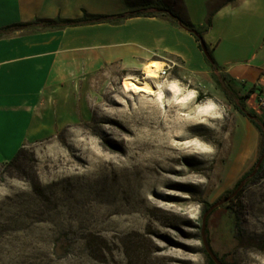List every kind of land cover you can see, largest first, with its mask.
Segmentation results:
<instances>
[{
	"label": "rangeland",
	"instance_id": "1",
	"mask_svg": "<svg viewBox=\"0 0 264 264\" xmlns=\"http://www.w3.org/2000/svg\"><path fill=\"white\" fill-rule=\"evenodd\" d=\"M130 75L144 79L120 69L79 79L84 114L0 162V264H207L202 214L253 170L264 138L211 75L175 66L151 79L160 99L126 92ZM227 84L264 122L261 90L246 97L252 84ZM207 232L225 264H264V159Z\"/></svg>",
	"mask_w": 264,
	"mask_h": 264
},
{
	"label": "crops",
	"instance_id": "2",
	"mask_svg": "<svg viewBox=\"0 0 264 264\" xmlns=\"http://www.w3.org/2000/svg\"><path fill=\"white\" fill-rule=\"evenodd\" d=\"M145 0H0V162L18 148L76 122L84 105L79 79L104 69L141 70L151 59L178 62L190 76L214 71L198 41L167 16L41 27L120 14ZM201 31L221 75L264 94V0H162ZM209 20V24L207 21Z\"/></svg>",
	"mask_w": 264,
	"mask_h": 264
},
{
	"label": "trees",
	"instance_id": "3",
	"mask_svg": "<svg viewBox=\"0 0 264 264\" xmlns=\"http://www.w3.org/2000/svg\"><path fill=\"white\" fill-rule=\"evenodd\" d=\"M157 15H163V16L169 17L170 19L174 20L180 27H182L183 29L187 30L192 35H194V37L198 41L199 49L204 53V57L206 58L207 63L210 65V67L214 71L213 78H214V82H215L217 88L222 92V94L226 97V99L229 100V102L233 105V107L240 114H242L246 117H248V115H251L250 118L248 117L250 122L253 124V126L258 130V132L264 138V122H261L260 119L255 114L247 112L245 109V105L242 102L243 97L242 96L237 97L234 94V92L231 90V88H229V86H227L228 85L227 82L231 81L232 79H229L224 75H221L218 72L219 69L216 67L211 55L207 51H206L207 54L204 52V50H206V47H205V45L202 41V38H201V31L194 29L192 24L189 21L182 19L177 14H175L169 6H167L166 4H164L162 2V0H145V2L140 7L136 8V9H132V10L127 11V12H124V13H120V14L100 15V16H96V17H93V18L88 19V20H83V21H78V20L66 21V22L46 21V22H40V23H38V25H40L43 28H45V27H58V26H63V25H78L79 23L85 22V21L93 22V23H95V22H115V21H120L122 19H126L129 17H134V16H157ZM207 23L209 24V20L207 21ZM30 25H31L30 23H20V24L9 25V26H6V27L0 29V35L28 27ZM253 92H254L253 87H249L247 90L246 97L249 96V93H253ZM201 98H203L202 95L200 93H198L196 96V99L200 100ZM22 152H23V146L18 148V150L16 151V153L14 154V156L10 160L2 162V164L4 166L13 165L15 162H17L19 160V158L22 155ZM261 166H262V164L260 165L259 169L261 168ZM250 173L251 172H247V173L243 174V176L236 182L233 189L224 192L220 199L230 196L234 192L235 188L239 185V183L241 181H243V185L241 186V188L233 196H231V198L227 202H233L237 198H239V196L241 195V192L243 191V187L245 185V182L249 181L250 179H252V177H254L257 174V172H256L255 175L250 177L249 176ZM209 215L207 216V219H208ZM199 229H200V226H199ZM206 236L208 239L207 220H206ZM204 254L207 258V264H214V262L209 258V256L206 254L205 251H204ZM216 256H217V254H216ZM218 258L221 260V262L223 264H225L223 257H218Z\"/></svg>",
	"mask_w": 264,
	"mask_h": 264
},
{
	"label": "bare ground",
	"instance_id": "4",
	"mask_svg": "<svg viewBox=\"0 0 264 264\" xmlns=\"http://www.w3.org/2000/svg\"><path fill=\"white\" fill-rule=\"evenodd\" d=\"M163 65H164L163 61L156 60V59H151V60L143 63L141 65V70L144 74L143 81H138V80L134 79L133 77H131V75L127 76L124 78V83H123L124 90L126 92H133V93L145 92V93L153 94V96H155L154 94H157L159 91L158 92L156 91L155 87L151 83V79L158 78L159 70L163 67ZM163 87H166V86L163 85L162 83L158 84V88H160V92H162L164 89H167V90H170V92H171L170 94L172 95V97L177 96V94L179 95L178 89L175 88L173 85H169L164 89H163ZM161 96H162V93H158L156 98L160 99ZM172 160H175V158H172ZM155 168H157V167H155ZM154 171L157 173L160 170L154 169ZM213 176H217V173H215Z\"/></svg>",
	"mask_w": 264,
	"mask_h": 264
},
{
	"label": "water",
	"instance_id": "5",
	"mask_svg": "<svg viewBox=\"0 0 264 264\" xmlns=\"http://www.w3.org/2000/svg\"><path fill=\"white\" fill-rule=\"evenodd\" d=\"M204 52L207 54L206 50H204ZM248 117L250 118L251 115H248ZM264 159V154H262L259 159L256 161L255 166L253 168V170L251 171L249 176H253L256 174L257 169L260 167V165L262 164ZM243 185V181H241L239 183V185L235 188L234 192L226 197V198H222L219 199L218 201L212 203L202 214L201 217V225H200V231H199V235H200V239L203 245V249L206 252V254L209 256V258L214 262V264H223L221 262V260L218 258V256H216V254L211 250L207 236H206V220H207V216L217 207H219L220 205H222L223 203L227 202L231 196H233Z\"/></svg>",
	"mask_w": 264,
	"mask_h": 264
},
{
	"label": "built area",
	"instance_id": "6",
	"mask_svg": "<svg viewBox=\"0 0 264 264\" xmlns=\"http://www.w3.org/2000/svg\"><path fill=\"white\" fill-rule=\"evenodd\" d=\"M175 66H177V64L173 60H168V61L164 62L163 67L159 70V76L158 77L167 75ZM258 106L264 107V96L259 98Z\"/></svg>",
	"mask_w": 264,
	"mask_h": 264
},
{
	"label": "flooded vegetation",
	"instance_id": "7",
	"mask_svg": "<svg viewBox=\"0 0 264 264\" xmlns=\"http://www.w3.org/2000/svg\"><path fill=\"white\" fill-rule=\"evenodd\" d=\"M259 168L257 169V172H258ZM251 177V176H250Z\"/></svg>",
	"mask_w": 264,
	"mask_h": 264
}]
</instances>
